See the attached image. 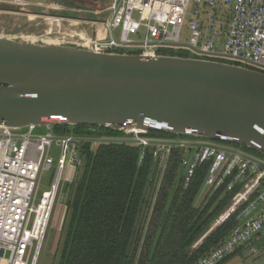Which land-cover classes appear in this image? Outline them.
I'll return each instance as SVG.
<instances>
[{
  "label": "built area",
  "instance_id": "2783aa9c",
  "mask_svg": "<svg viewBox=\"0 0 264 264\" xmlns=\"http://www.w3.org/2000/svg\"><path fill=\"white\" fill-rule=\"evenodd\" d=\"M108 11L100 35L91 40L83 31L79 36L90 40L97 53L138 52L156 57L168 52L165 56L222 62L264 73V0H114ZM52 123L53 129L44 126L46 132H39L43 126L36 125L0 129V264H31L37 258L65 170L66 181L72 183L86 155L103 145L139 148V165L151 155L159 181L175 153L181 158L186 186L206 166L199 203L218 190L234 193L217 225L234 213L238 224L196 264H221L244 251L248 256L264 252V156L255 150L133 125L110 134L92 130L75 134L60 131L61 126H76L64 117H55ZM45 172L51 173L49 190L40 196Z\"/></svg>",
  "mask_w": 264,
  "mask_h": 264
},
{
  "label": "water",
  "instance_id": "95a60500",
  "mask_svg": "<svg viewBox=\"0 0 264 264\" xmlns=\"http://www.w3.org/2000/svg\"><path fill=\"white\" fill-rule=\"evenodd\" d=\"M41 15L0 33V129H53L64 117L76 126L220 140L264 156V73L190 57L97 53L79 36L93 40L103 20ZM54 20L60 33L51 32ZM65 22L87 29L66 32Z\"/></svg>",
  "mask_w": 264,
  "mask_h": 264
},
{
  "label": "trees",
  "instance_id": "16d2710c",
  "mask_svg": "<svg viewBox=\"0 0 264 264\" xmlns=\"http://www.w3.org/2000/svg\"><path fill=\"white\" fill-rule=\"evenodd\" d=\"M59 128L116 133L99 126ZM139 158V148L129 145H103L86 155L68 187L58 264H196L230 235L237 213L197 244L234 198L218 190L196 203L206 166L186 186L179 154L172 155L160 182L152 156L141 165Z\"/></svg>",
  "mask_w": 264,
  "mask_h": 264
},
{
  "label": "rangeland",
  "instance_id": "374dc122",
  "mask_svg": "<svg viewBox=\"0 0 264 264\" xmlns=\"http://www.w3.org/2000/svg\"><path fill=\"white\" fill-rule=\"evenodd\" d=\"M30 1H33L34 3L38 2V0H30ZM73 2L74 3L71 4L70 0H66V6L72 7L74 10L71 11V13L76 15L78 18L106 20L110 14L108 9L113 4L114 0H74ZM135 17H137V15H135ZM35 22H37V20H34V23ZM41 23H43L42 27H45L48 24V23L47 24L44 23V21L43 22L41 21ZM95 26L97 25H88V32H90ZM84 28L86 27H83L82 25L72 26L68 22L63 23V29H65L66 32H71L72 30H77V32H81ZM118 36L119 33H116L115 37L118 38ZM46 130L47 129L45 127H41L38 129L39 132H46ZM53 151L55 153V156H57V153L59 152L58 149L54 148ZM67 173H68V169L65 170L63 175V179H62L63 183H62L61 191L58 196L57 204L55 206V211L49 229L41 245L37 258L33 260L31 264L59 263L60 253L58 252V242L61 237V228L67 210L66 206L69 196L68 187L70 184L73 183V182L69 183L68 181H66ZM50 178H51V173L45 172L43 174L39 189L40 196L42 193L49 190ZM155 192L157 193V190ZM202 196L203 194L198 195L196 201L197 204L199 203ZM226 208L224 209V211L226 210ZM222 213L218 215L217 218H215V220L212 222V224L205 232V234L197 241L198 245L201 244L204 241V239L207 238V236H209L219 227V225H217V220L222 215ZM60 242L62 243V237ZM249 263L264 264V252L256 253L253 256L250 255L248 256V254L245 251L242 254L237 253L235 255H232L230 258H228V260L223 264H249Z\"/></svg>",
  "mask_w": 264,
  "mask_h": 264
},
{
  "label": "flooded vegetation",
  "instance_id": "af4514ba",
  "mask_svg": "<svg viewBox=\"0 0 264 264\" xmlns=\"http://www.w3.org/2000/svg\"><path fill=\"white\" fill-rule=\"evenodd\" d=\"M73 1L70 0L71 4L74 3ZM73 10V8L66 6V0H38L37 3L30 0H0V33H6L9 27L23 25L33 18L30 15H35L36 18L40 19L45 18L42 15L40 16L44 13L58 17H77L71 13ZM39 25L41 24L39 23ZM39 25L36 27L40 28ZM33 31L36 32V29L28 32ZM41 32H44V30L42 29Z\"/></svg>",
  "mask_w": 264,
  "mask_h": 264
},
{
  "label": "bare ground",
  "instance_id": "6f19581e",
  "mask_svg": "<svg viewBox=\"0 0 264 264\" xmlns=\"http://www.w3.org/2000/svg\"><path fill=\"white\" fill-rule=\"evenodd\" d=\"M50 24L52 25V30H51L52 33H57V32L60 33V31H59V27H60L59 26V22H57L56 20H54ZM74 37H76L77 39H79L76 35Z\"/></svg>",
  "mask_w": 264,
  "mask_h": 264
},
{
  "label": "crops",
  "instance_id": "0c3cea01",
  "mask_svg": "<svg viewBox=\"0 0 264 264\" xmlns=\"http://www.w3.org/2000/svg\"><path fill=\"white\" fill-rule=\"evenodd\" d=\"M69 8H72V7H69Z\"/></svg>",
  "mask_w": 264,
  "mask_h": 264
}]
</instances>
